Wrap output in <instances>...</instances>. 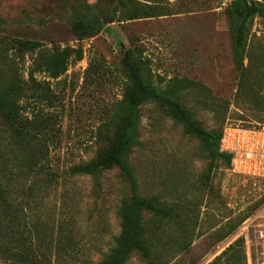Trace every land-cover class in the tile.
I'll list each match as a JSON object with an SVG mask.
<instances>
[{"label":"rangeland","instance_id":"rangeland-1","mask_svg":"<svg viewBox=\"0 0 264 264\" xmlns=\"http://www.w3.org/2000/svg\"><path fill=\"white\" fill-rule=\"evenodd\" d=\"M229 4L230 0H0V94H17L16 81H21L20 86L28 84L33 55L18 58L11 39L36 41L48 50L54 46L81 49L82 59L70 63L57 79L45 73L34 76L36 81L48 82L55 97L49 111L60 118L59 144L49 147L46 161L58 173L94 158L114 132L115 125L105 123L111 106L125 94L120 60L126 49L145 60L154 86L172 77L184 78L222 99V110L215 115V107L207 106L198 93L181 95L182 103L206 130L264 127V108L244 107L234 97L238 78L226 15ZM140 5L152 7V13H168L123 20L126 11ZM89 14L100 30L78 41L72 25ZM109 18L113 22L103 25ZM253 37L264 39V19L258 16L249 25L248 43ZM20 106L29 118L38 107L32 99H23ZM139 110L134 143L132 139L126 157L136 193L176 204L181 210L191 207L189 219L184 218L185 227L193 233L191 245L181 253L171 248L169 264H208L239 238L245 264H264V241L256 237L257 231L264 232V181L219 163L205 186L208 160L199 142L151 99ZM62 178L35 201L29 200L23 224L35 227L39 236L46 234L47 241L52 239L51 244L42 243L51 248H44L41 264H96L120 231L115 214L130 196L129 184L117 168L102 173L98 190L89 177ZM143 218L146 222L149 216L143 214ZM58 225L68 234V250L56 260L53 244ZM0 264L13 263L0 259ZM126 264L145 263L133 255Z\"/></svg>","mask_w":264,"mask_h":264},{"label":"trees","instance_id":"trees-1","mask_svg":"<svg viewBox=\"0 0 264 264\" xmlns=\"http://www.w3.org/2000/svg\"><path fill=\"white\" fill-rule=\"evenodd\" d=\"M129 9L125 21L166 15L167 11L152 13V7ZM231 39L232 61L237 72L238 90L234 97L244 107L259 105L264 108V39L253 37L248 43V30L254 16L264 19V2L254 0H230L226 9ZM102 19V18H101ZM92 14L78 18L72 25L78 41L96 35L100 29L94 25ZM113 22L104 19L103 25ZM10 46L18 58L24 53L33 55L28 70V84L21 85L11 96L0 94V259L13 264H41L44 256L43 242L46 234L39 236L35 227L23 224L22 213L29 200H36L38 194L52 183L59 184V178L89 177L93 188H100L102 173L117 168L129 184L130 196L120 203L116 219L120 231L111 238V245L96 264H126L136 255L145 264H169L170 249L178 253L189 249L192 232L185 226L191 207L181 210L176 204H169L156 198H143L136 193L133 175L127 165V154L136 133L140 117V105L151 99L175 123L182 126L184 133L195 138L208 160L203 172V184L207 186L214 170L222 163L231 167V155L219 151L222 128L206 130L194 114L180 100L182 94L193 91L207 104L214 106L217 115L222 99L212 97L206 87L197 81L172 77L154 86L146 62L135 57L131 49L122 53L121 71L125 78V94L110 108L105 125L114 124V132L104 139V146L88 162L71 166L61 173L52 171L48 151L59 144V116L49 111L53 107L54 94L44 81H36L35 74L45 73L50 79H57L67 71L70 63L82 59L80 48L57 47L44 49L39 42L11 39ZM13 86V88H14ZM14 88V89H15ZM32 99L37 111L29 118L21 113L22 100ZM219 102V103H218ZM47 109V110H46ZM259 122H262L259 119ZM242 128H252V126ZM134 143V139H133ZM10 156L9 161H5ZM38 187V188H37ZM39 190V191H38ZM143 214L149 216L145 222ZM239 220L225 235L217 237L220 242L231 232ZM58 225L53 244L56 260L68 250V234ZM52 236V235H51ZM242 238L235 240L208 264H245Z\"/></svg>","mask_w":264,"mask_h":264},{"label":"built area","instance_id":"built-area-1","mask_svg":"<svg viewBox=\"0 0 264 264\" xmlns=\"http://www.w3.org/2000/svg\"><path fill=\"white\" fill-rule=\"evenodd\" d=\"M219 151L231 155L234 173L264 181V127L226 126ZM256 237L264 241L263 230L257 231Z\"/></svg>","mask_w":264,"mask_h":264}]
</instances>
